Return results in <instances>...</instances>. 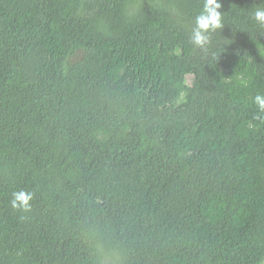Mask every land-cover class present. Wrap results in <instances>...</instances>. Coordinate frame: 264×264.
<instances>
[{
  "label": "trees",
  "instance_id": "obj_1",
  "mask_svg": "<svg viewBox=\"0 0 264 264\" xmlns=\"http://www.w3.org/2000/svg\"><path fill=\"white\" fill-rule=\"evenodd\" d=\"M203 2L0 0V264H264V0Z\"/></svg>",
  "mask_w": 264,
  "mask_h": 264
},
{
  "label": "clouds",
  "instance_id": "obj_2",
  "mask_svg": "<svg viewBox=\"0 0 264 264\" xmlns=\"http://www.w3.org/2000/svg\"><path fill=\"white\" fill-rule=\"evenodd\" d=\"M221 0H204L200 13L195 17V26L192 29L190 41L193 45L205 49L210 42L211 34L223 27V16L220 9ZM253 18L259 25H264V8H256ZM254 102L261 112H264V94H257ZM13 208L27 210L33 194L26 191H16L12 194Z\"/></svg>",
  "mask_w": 264,
  "mask_h": 264
},
{
  "label": "rangeland",
  "instance_id": "obj_3",
  "mask_svg": "<svg viewBox=\"0 0 264 264\" xmlns=\"http://www.w3.org/2000/svg\"><path fill=\"white\" fill-rule=\"evenodd\" d=\"M189 82H190V83L192 82V77H189Z\"/></svg>",
  "mask_w": 264,
  "mask_h": 264
}]
</instances>
